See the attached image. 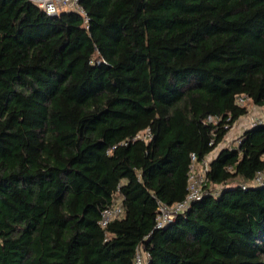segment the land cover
Segmentation results:
<instances>
[{
	"label": "trees",
	"instance_id": "1",
	"mask_svg": "<svg viewBox=\"0 0 264 264\" xmlns=\"http://www.w3.org/2000/svg\"><path fill=\"white\" fill-rule=\"evenodd\" d=\"M80 3L0 0V264H134L139 246L150 264H264V121L220 147L239 97L264 106V0Z\"/></svg>",
	"mask_w": 264,
	"mask_h": 264
},
{
	"label": "built area",
	"instance_id": "2",
	"mask_svg": "<svg viewBox=\"0 0 264 264\" xmlns=\"http://www.w3.org/2000/svg\"><path fill=\"white\" fill-rule=\"evenodd\" d=\"M36 4L39 8L46 11L49 15L60 14L64 11H75L81 14L83 17H86V12L81 5V0H28ZM249 98L247 96H241L238 98L239 104H245ZM213 118H210L212 121ZM261 122V120L259 121ZM256 123V122H255ZM254 124V123H253ZM146 133H141L138 138L149 139V135ZM143 134V135H142ZM193 164L191 166V176H190V185H189V194L183 202H179L173 205H167L163 202L158 203V214L156 217V228H163L168 222L172 221L179 213L184 212L193 200L199 199L201 197V184L204 181L205 173L209 168V160H205L201 167L203 168V180L201 184L196 185L193 183L195 176V166L196 158L193 155ZM255 184H264V171L259 172L254 179ZM123 214L122 199L116 198L114 202L107 206L101 213V219L99 224L102 228H106L112 221L119 218ZM151 254L143 246H139L136 251L134 264H150Z\"/></svg>",
	"mask_w": 264,
	"mask_h": 264
},
{
	"label": "rangeland",
	"instance_id": "3",
	"mask_svg": "<svg viewBox=\"0 0 264 264\" xmlns=\"http://www.w3.org/2000/svg\"><path fill=\"white\" fill-rule=\"evenodd\" d=\"M246 104L249 108V113L246 116L239 119V121H237L235 125L231 128L227 137L225 138V141L221 144L220 146L221 148L225 146L237 145L240 136L247 128H249L255 122H259L260 120L264 121V106L263 107L257 106L250 100H248ZM217 153H218V150L214 151L209 156L208 160L216 156ZM194 172H195V176L193 179V183H196V185H199L201 184L204 178L203 168L201 167V165H196Z\"/></svg>",
	"mask_w": 264,
	"mask_h": 264
}]
</instances>
